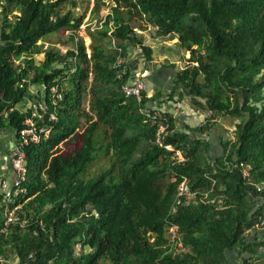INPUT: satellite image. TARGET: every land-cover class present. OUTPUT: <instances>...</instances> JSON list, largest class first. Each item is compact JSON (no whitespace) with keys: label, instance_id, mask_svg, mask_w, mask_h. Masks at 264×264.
Segmentation results:
<instances>
[{"label":"trees","instance_id":"16d2710c","mask_svg":"<svg viewBox=\"0 0 264 264\" xmlns=\"http://www.w3.org/2000/svg\"><path fill=\"white\" fill-rule=\"evenodd\" d=\"M112 2L102 28L87 30L89 57L77 34L84 16L63 13L76 0H0V131L22 143L32 111L20 105L44 98L53 111L56 80L64 96L59 121L40 124L50 134L26 137V194L16 197L23 227L5 225L0 195V264H264V0ZM136 16L190 53L166 101L143 93L138 103L121 91L130 72L116 79L113 41L125 51L137 43ZM62 31L73 33L75 50L49 48L40 66L30 60L43 53L40 41ZM142 49L152 60V49ZM183 98L213 118L238 120L219 156L204 137L217 124L211 118L177 129L170 112L148 115L154 102ZM101 159L107 166L87 178ZM184 179L196 194L189 204L178 195ZM179 240L188 252L177 253Z\"/></svg>","mask_w":264,"mask_h":264},{"label":"crops","instance_id":"0c3cea01","mask_svg":"<svg viewBox=\"0 0 264 264\" xmlns=\"http://www.w3.org/2000/svg\"><path fill=\"white\" fill-rule=\"evenodd\" d=\"M3 28V18L2 12L0 9V31ZM144 36H140L139 40H148L144 38ZM161 38L163 40L172 41L173 43L168 44V47H164L161 58L165 60L171 59L174 55L181 57L184 53V50L181 48L179 41L177 43L174 40H179L176 36H163ZM138 39V38H137ZM136 44V43H134ZM53 46V45H50ZM147 46V45H146ZM150 47V46H148ZM151 48V47H150ZM152 54H153V48ZM136 52H138V58H140V63L136 62H127L129 70L131 72V78L144 77L145 81L147 79V90L146 95L148 98H152L158 92L163 94V99L161 101L167 100L168 94H170L172 90V80L177 72L175 70V66L173 64L164 65L159 64L153 66V59L147 60L145 54L142 49L136 45ZM188 53V52H186ZM41 56V55H40ZM39 56V57H40ZM153 56V55H152ZM38 61H36L37 65L44 62V57L39 58L36 57ZM146 59V60H145ZM180 92V90L178 91ZM178 92L175 95V99H178ZM177 105L175 101H169L167 104L163 103L161 106L159 103H152L153 107H159L161 110H165L170 112L171 114H176L177 129L182 128L185 124L195 127L197 124L202 123V114L199 112L200 109L192 106V103L188 101V98H183ZM180 109V110H179ZM219 122V121H218ZM221 123V122H219ZM216 124L215 128L211 132L210 143L212 144V148L215 150V154H220L221 151V141L222 138L225 137V131L220 126V124ZM16 137L15 134L10 131H1L0 132V192L2 191V184L4 183L8 188H11L14 181V176L12 172L11 162L9 160L8 154L11 152L13 147L15 146ZM214 154V155H215Z\"/></svg>","mask_w":264,"mask_h":264},{"label":"rangeland","instance_id":"374dc122","mask_svg":"<svg viewBox=\"0 0 264 264\" xmlns=\"http://www.w3.org/2000/svg\"><path fill=\"white\" fill-rule=\"evenodd\" d=\"M113 0H104L102 1V5L101 6V10H100V14H99V18L96 19V16L93 15V17H91V9L94 6V0H81L79 1V5H77V7H72V5H67L65 10H69L72 8V10H75V14L76 17H79L83 14H85V19H84V25L81 27L80 31H77V34L81 37H83L87 45H90L91 40L90 38L87 36L86 34V30L88 26H92L93 28L96 26V24L98 23V21H100L101 18L106 17L107 14L110 13L111 8L110 6H115V3L112 2ZM133 25L136 27L134 28L135 30H138L137 33V43L136 44H132V42L128 43V48L125 51V55L123 56L124 58L121 59L122 62H136V63H140V58H138V52H136V45L138 44V47H140L142 49V46H150L151 48H153V66L154 65H159V64H164V65H168L175 63V70L176 71H180L183 70L185 67H187L188 65V59L190 58V53H186V51H184L185 54H183L181 57L174 55L171 59L169 60H165L164 58H161V55L163 53L164 47H168V44L173 43L172 41H168V40H163L161 38H164L163 36H161L160 34H158L157 32V28H155L154 26H152L151 24H149L146 20H141V18L139 17H135L133 18ZM142 27V28H141ZM136 32V31H135ZM73 33L71 31L66 32V31H62L59 34L56 35H52L48 37V41L45 42V47H44V51H46L49 47L51 48H58L60 50H62L63 53H65L67 50H73L75 49V44L74 42H70L69 37L72 35ZM144 38L148 39V40H139L140 36H144ZM176 43L179 40H174ZM53 45V46H50ZM143 53L144 50L142 49ZM145 54V53H144ZM146 56V55H145ZM38 59L39 58H43L45 60V53L41 54V56H37ZM36 59V58H35ZM146 60V59H145ZM38 61L37 59L35 60V62ZM144 82H147V79L145 81V79L143 78ZM32 90L35 92L37 89L32 88ZM40 93V96H42ZM169 95V94H168ZM188 101H190V99L188 98ZM199 112L202 114V119H209L211 118L212 121H216L217 124L219 122L220 126L224 129L225 133V140H235L236 138V124H238V120H234L233 118H231L230 116H215V118H213V112L212 111H207V110H203L201 108ZM174 116L176 117V114H174ZM82 122L81 124H84L85 119L81 118ZM219 121V122H218ZM197 126L193 127L196 128ZM210 133V132H209ZM209 133H206V135L204 136L205 138H208L209 142L211 141V138L208 136ZM206 140V141H208ZM74 146V144H72ZM222 151V150H221ZM220 151V153H221ZM216 157L219 156V154L215 155ZM213 155V157H215ZM107 161L105 159H101L99 161H96L92 166L88 167V171L85 174L87 178L92 177L95 174H98L100 170H102L104 167L107 166ZM176 229L175 230H171V238L173 239V237H179V235L176 233ZM246 234H249V232L247 231ZM178 252L177 253H181V252H188L189 249L188 248H183L182 242L181 240L178 241ZM79 251V249H78ZM12 263H16L17 258L15 257L14 259H11Z\"/></svg>","mask_w":264,"mask_h":264},{"label":"clouds","instance_id":"9594fccd","mask_svg":"<svg viewBox=\"0 0 264 264\" xmlns=\"http://www.w3.org/2000/svg\"><path fill=\"white\" fill-rule=\"evenodd\" d=\"M79 1H81V0H76V5L74 6V5H72V4H69V5H72V7H77V5H79L80 3H79ZM102 1H104V0H102ZM96 3H97V0H94V6H93V8L91 9V17H93V15H95L96 16V19L97 18H99V14H100V10H99V14H97V13H93V11L96 9ZM101 4H102V2H101ZM103 5V4H102ZM67 6V5H66ZM66 6L64 7V9H63V13H65V12H67L66 10H65V8H66ZM1 9V8H0ZM69 10H72V8L71 9H69ZM73 12H74V14H75V10H72ZM16 14H20L19 12H16ZM110 14V13H109ZM109 14H107V16L109 15ZM82 16H84V18H83V20H82V22H81V26H80V28H79V30L78 31H80L81 30V27L84 25V19H85V14H83V15H81V16H79V17H76V14H75V17L76 18H80V17H82ZM106 19V17H103V18H101L100 19V21H98V23L96 24V26L93 28L91 25L90 26H88L87 27V30L89 29V28H91L92 30H98V29H101L102 27V24H103V22H104V20ZM110 27H112V24H110ZM87 30H86V34H87V36H88V33H87ZM112 31L113 30H111L110 32H109V35H111L112 34ZM136 31V32H135ZM67 32H69V31H67ZM134 32L136 33V37H137V33H138V30H135L134 29ZM55 35V34H54ZM52 36V35H51ZM79 36V35H78ZM79 37H81V36H79ZM89 37V36H88ZM83 38V37H82ZM90 38V37H89ZM138 38V37H137ZM85 39L83 38V41H84ZM90 40H91V43H90V45H87L86 46V43H85V41H84V45H85V47H86V53L88 54V56L90 57L91 55H92V49H91V45H92V39L90 38ZM114 40V39H113ZM48 41V38L47 39H44V40H42V41H40V45H42L43 47H42V50H43V53L42 54H44V53H46L47 51H48V49L49 48H51V47H49L46 51H44V45H45V42H47ZM74 44L76 45V43L74 42ZM134 44V43H133ZM113 49L117 52V60H116V63H115V65H114V68H115V70H116V72H115V75L117 76V78L116 79H121L122 80V78H124L126 75H127V73H129L130 72V70H129V67H128V64L126 63V62H122L121 61V59L122 58H124L123 56L125 55V50L124 49H122V48H120V47H118L117 46V44H116V41H113ZM58 49V48H57ZM73 50H75V49H73ZM127 50V49H126ZM62 51V50H61ZM67 51H69V50H67ZM66 51V52H67ZM65 52V53H66ZM121 53H123V55L121 54ZM189 53V52H188ZM41 54H37V55H35L33 58H30V60L31 59H34V61L36 60L35 58L37 57V56H40ZM45 58H46V56H45ZM16 61V63L17 64H19L21 61H23V58L21 59V60H15ZM45 61V60H44ZM36 63V62H35ZM43 63V62H42ZM42 63H40L39 65H37V63H36V65L37 66H40ZM120 63V64H119ZM75 69H73L72 70V73H75ZM144 78V77H143ZM143 78L142 77H137V78H131V72H130V79L127 81V82H125V83H123L122 84V88H121V91L125 94V92L123 91V86L124 85H126V84H132V82L135 80V79H141V80H143ZM56 82V84L55 85H53V86H51L50 87V93H51V97L53 98V104H54V106H56L55 108H54V110L53 111H51L50 110V107H49V103L47 102V101H45L44 100V98H42V101H28L27 103H25V104H22V105H20V107H22L25 111H26V109H27V107H29L30 109H31V111H32V117H29L28 118V120L26 121V125L28 126V128H25L23 131H22V135H23V133L25 132V131H32V134L29 136L30 137V139L32 140V141H34V142H38V135H41L42 133H44V134H47V135H49L50 134V129L48 128V127H45V125H42V126H40V124H44L46 121H48L49 120V122H55V121H59V119H58V116H57V114H56V109H57V107L59 106V104L64 100V96H62V94L60 93V80H56L55 81ZM145 83V85H146V88H145V90L143 91V93H146V90H147V84H146V82H144ZM143 93H142V100H141V102H139V100L135 97V96H127L126 94V96L127 97H132V98H134V99H136L137 100V102L138 103H141L142 104V102H143V98H144V96H143ZM42 97V96H41ZM175 97V96H174ZM179 98V97H178ZM168 100V99H167ZM174 100H177V99H174ZM179 100V99H178ZM166 101V100H165ZM181 101V100H180ZM179 101V102H180ZM169 102V101H168ZM167 102V103H168ZM176 103H178L177 105H180L181 103H179V102H177V101H175ZM167 103H165V104H167ZM40 105H42V106H44V107H46V111H43V109H40L39 108V106ZM35 106H37V108H35ZM43 107V108H44ZM154 108V113L156 112V113H158L160 116H158V117H161L162 115H163V113H167L168 111H165V110H161L159 107H153ZM180 110V109H179ZM35 113H38L40 116L42 115V117H39V116H35L34 114ZM149 116H153L154 114H148ZM172 116L176 119V117L174 116V114H172ZM7 118H8V113L7 112H5L4 113V117H3V119H6L7 120ZM205 120H203L202 121V123L204 122ZM178 124V123H177ZM161 126H164V127H166L167 128V132H168V125L167 124H164V125H161ZM160 126V127H161ZM176 127H177V125H176ZM160 129V128H159ZM2 131H10V132H12V133H14L15 134V137L17 136V132H15V131H13V130H2ZM1 132V131H0ZM158 132H159V130H158ZM206 135V134H205ZM204 135V136H205ZM210 135H211V133H209L208 134V136L210 137ZM161 136H163V135H160V137ZM23 137L25 138V136L23 135ZM206 137H207V135H206ZM24 140V139H23ZM205 140H208V138H205ZM208 142H209V140H208ZM23 143V142H22ZM22 143L19 141V139L18 138H16V141H15V146L13 147V149L11 150V152L8 154V157H9V160H10V162H11V167H12V172H13V176H14V181H13V185H12V187L11 188H8L7 189V187H6V185L3 183L2 184V191L0 192V195H2V198L4 199L5 198V196H7L8 194H12L13 195V199H12V203L9 205V206H7V205H5L4 204V201H3V199H2V202H1V206H4V215H5V225L6 226H8V225H10V224H20V226L21 227H23L24 225H25V220L24 219H22L21 218V210H22V205L20 204V203H17V201H16V197H18L20 194H26V191H25V189L23 188V184L26 182V180H27V176H26V174H27V170H26V154H25V151H24V146H22ZM158 143V142H157ZM28 144V143H27ZM160 144H161V142H160ZM168 150H170V151H173V149L171 148V147H166ZM19 149V151L24 155V167H25V170H26V172H25V177H26V179H25V181L24 182H22V184H21V186H20V189H19V191H18V195H16L15 194V190H16V188H15V180H16V174H15V172H14V169H13V155H14V153H15V151L16 150H18ZM178 153H180V152H178ZM178 153H177V155H178ZM185 160V159H184ZM183 181H186L188 184H189V182H188V180H186V179H184ZM182 181V182H183ZM181 182V183H182ZM180 183V184H181ZM180 184H179V186H180ZM179 186H178V188H179ZM189 186H190V184H189ZM191 188V187H190ZM178 195H179V191H178ZM20 207V209H18L17 210V212H16V214H15V216H16V218H17V220L15 221V222H11V223H8V216H9V214H10V212L12 211V209H14L15 207ZM173 230H175V229H173ZM6 230H5V228H1V230H0V233H3V232H5ZM177 232V231H176ZM175 232V233H176ZM176 237H173V239L172 240H174Z\"/></svg>","mask_w":264,"mask_h":264},{"label":"built area","instance_id":"2783aa9c","mask_svg":"<svg viewBox=\"0 0 264 264\" xmlns=\"http://www.w3.org/2000/svg\"><path fill=\"white\" fill-rule=\"evenodd\" d=\"M120 64V63H119ZM146 85L144 83L143 80L141 79H135L132 84H126L123 86V91L125 92V94L127 96H135L139 102H141L142 100V93L145 90ZM42 105L39 106L40 109H43V111H46V107H44ZM35 108H37V106H35ZM35 116H39L42 117V115L40 116L38 113L34 114ZM158 116H160L158 113H154V115L152 116L153 118H158ZM32 134V131H25L23 133V135L25 136L22 146H24V144H27V140L26 137H29ZM167 134V128L164 126H161L158 132V140L157 142L160 143L161 142V138L160 135H166ZM179 159L180 161H184V158L182 157L181 153H178ZM13 169L14 172L16 174V180H15V194L18 195V191L20 189V186L22 184V182L25 181L26 177H25V167H24V155L18 150L15 151L14 155H13ZM245 176H249V172L245 170L244 172ZM258 191H261L264 188V183L261 185H257ZM179 196L183 197L185 199V203L189 204L191 200H193L194 198H196V194L194 192L191 191V188L189 186V184L186 181H183L179 188ZM12 199H13V195L12 194H8L7 196H5V198L3 199L4 204L9 206L12 203ZM20 209V207H15L14 209H12V211L10 212L9 216H8V223L11 222H15L17 220L15 214L17 212V210ZM175 233V232H174Z\"/></svg>","mask_w":264,"mask_h":264}]
</instances>
